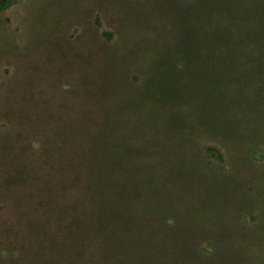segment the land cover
<instances>
[{
	"label": "trees",
	"instance_id": "16d2710c",
	"mask_svg": "<svg viewBox=\"0 0 264 264\" xmlns=\"http://www.w3.org/2000/svg\"><path fill=\"white\" fill-rule=\"evenodd\" d=\"M99 4L34 60L0 0V264H264V0Z\"/></svg>",
	"mask_w": 264,
	"mask_h": 264
},
{
	"label": "rangeland",
	"instance_id": "374dc122",
	"mask_svg": "<svg viewBox=\"0 0 264 264\" xmlns=\"http://www.w3.org/2000/svg\"><path fill=\"white\" fill-rule=\"evenodd\" d=\"M63 6L65 5L64 11L61 13L55 12L58 0H16V5L11 8L8 12L3 14L2 18L10 21V34L11 37L15 38L19 42L23 43V46L29 47V49L35 48L39 41L44 42V37L57 38L67 37L73 32L75 28H78L83 32L87 27L90 29L94 22V14L99 13L101 17L100 24L102 29L107 32H116L118 25L116 19L111 16V13L99 4L100 0H61ZM130 1V0H128ZM135 1V0H131ZM152 3H157L159 7H162L164 11L170 13L176 11L179 12L182 9L183 2L187 0H149ZM134 5V3H133ZM131 7L132 6H128ZM95 10V13L91 11ZM92 12V17L85 19L88 12ZM171 12V13H172ZM136 13L140 18H144L139 10ZM136 14V15H137ZM88 18V17H87ZM146 22V21H144ZM147 25V23H146ZM150 27L153 24L148 22ZM154 29V27H153ZM15 36V37H14ZM160 37V32L157 33ZM39 39L36 41V39ZM35 42V43H34ZM33 43V44H32ZM36 44V45H35ZM47 43L46 46H49ZM158 45L162 48L165 47L164 41H158ZM52 47H48L46 53H50L49 50ZM33 52L29 53L30 58L36 60L40 57L39 49H32ZM43 52L41 56H43Z\"/></svg>",
	"mask_w": 264,
	"mask_h": 264
}]
</instances>
